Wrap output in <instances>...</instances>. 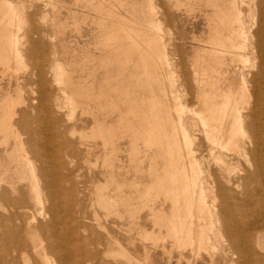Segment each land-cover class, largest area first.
Returning <instances> with one entry per match:
<instances>
[{"label":"bare ground","instance_id":"bare-ground-1","mask_svg":"<svg viewBox=\"0 0 264 264\" xmlns=\"http://www.w3.org/2000/svg\"><path fill=\"white\" fill-rule=\"evenodd\" d=\"M50 2L55 5L53 0H50ZM116 2L123 3L121 6L125 5L122 0H115L114 3ZM240 2L241 0L238 4ZM114 3H111L110 6V4H106V0L90 1V4L94 5L101 14L98 24L101 29L103 27L107 30L110 40L109 47L111 51L102 54L103 57L101 56L102 59L99 62L104 65L116 63L120 67L126 66L118 69L116 77L112 79L113 82L116 81L117 83L108 88L107 83L99 87L96 85L97 88H95L93 81L90 85H87L89 82L84 81L86 84L82 83L81 80H75L73 75L67 74L69 72L68 68L72 69L73 67L66 66L65 63L63 64L64 61L57 60L54 67L56 82L62 83L59 86V92L63 94L65 100V103L62 104L67 103L71 108L82 106L84 110L82 113L91 115L93 125L89 133L82 132L79 135L80 143L86 146L88 156L96 153L97 145L98 147L101 146L97 157L102 156L103 160L100 157L99 161L101 160L106 165V168L103 166L105 170L101 172L104 175V184L97 185L98 182L92 180L96 184L97 193L93 191V193H96V197L92 202L90 201V204L92 207L97 204L96 206L104 210L105 216L115 214L120 218H124V214L127 215L128 212L132 214V218H137L139 212L147 208L146 210H150L154 224L159 225L162 229L165 228L164 232L166 234L163 235V232L156 234L155 231H148L139 226L137 229L138 235L136 234L135 237L139 236V239H143L141 241L151 240L153 246L157 247L160 242L164 249H166V240L170 238V252L177 251L179 262L186 257V251L191 254V257L195 258V260L187 259L188 264H197L200 258L204 260L202 252L206 253L209 264H216L217 262H225L226 264L253 262L256 257L254 245L264 250V217L261 215L264 213H261L259 209L260 206L264 205V96L250 104L246 81L244 83V79L241 78L243 83H240L239 88H234L232 83H227L230 73L226 76L227 69L225 67L221 69L218 65L220 63L227 65V61L233 64L236 61L243 60L244 62L245 60L246 62L248 60V57L245 58L246 53L243 51L250 45V30L248 29L249 25L248 28L246 26L247 22L245 23L241 18L242 11L234 1L227 6H223L224 3L219 4L216 1L207 3L213 7L208 21L211 31L208 29L210 35L208 34L209 37L207 36L208 39L205 40L211 48L206 53L197 51L192 55V68H194L192 78H195L192 80L193 82L195 80L196 83L193 86L194 91L190 90L188 92L191 95V101L189 100L190 103H187L184 99V93H182L183 90L176 86L179 80L174 83V74H169L172 67H169L171 71L165 77L173 89L169 92L161 85L159 89L162 97L155 90L156 84L154 81L159 77H157V72H154V69L158 68V63L157 59L154 61L153 56L157 53L159 43L157 42L158 35L149 32L148 28L161 29V23L156 22L159 19L156 21L149 20V23H147V20L145 23L148 27L143 28L140 26L142 23H136L137 21L135 22L133 18L122 16L118 13L119 11L117 12V9H113ZM178 4L180 3L178 2ZM127 6L129 7V5ZM15 9L13 0H0V63L6 65L8 70L15 58L13 32L16 21L14 22V16L17 15L15 16L16 20L19 16L22 21V17H20L21 10L19 12L17 7ZM152 11L154 12L153 9ZM149 19L151 18L149 17ZM119 37L121 39L126 38L129 42H120ZM160 38L162 41V37ZM162 43L164 44L163 41ZM201 46L203 47V45ZM161 54L165 53L161 51ZM20 55L16 54L19 58ZM75 55H78V53ZM81 55L83 56L82 52ZM165 58L168 60L169 56ZM20 59L18 60L22 61ZM89 59L88 61H91ZM167 60L165 61L167 62ZM18 62H16L17 65ZM167 63L169 64V62ZM19 64L21 63L19 62ZM140 64L146 68H144V71L146 73V87L149 90L148 97L137 89L140 86L138 74L142 73V71H139ZM76 65L75 67H77ZM130 65L134 67L131 69L128 67ZM83 70L86 71V68H83ZM88 70H90L89 67ZM102 70L101 72H103ZM129 70L135 73L131 74L132 78L128 75V83H124L126 72H129ZM164 70L166 69L164 68ZM72 73L74 72L72 71ZM262 73L264 71L258 73V75ZM74 75L76 76V74ZM77 77L79 78V74ZM90 79L92 80V78ZM8 101H10V98ZM13 101L15 102V100L11 101L12 104ZM14 104L16 105V103ZM10 106H12L11 103ZM39 106L43 109L42 105ZM57 108L60 110V107L57 106ZM1 110L4 109L1 108ZM7 112V115L0 117V134H3L2 137L0 136V145L6 146L5 156L9 158L4 163L0 161V264H49L48 253L58 256V260L56 259L57 264H94V260L100 261L104 255L105 257L120 255L124 256L128 264H142V260L135 259L134 256L132 258L130 256L131 251L124 248V244L122 245L120 239L112 235L110 229L100 222L97 212L96 214L94 212L95 224L102 228L105 234L97 233V231L94 233L92 230L87 241L79 235L78 230L73 225V214L70 212L72 205L62 202L60 195L57 194L59 188L55 182V179H58L61 175V166L64 168L65 161L68 159H63L64 162L61 163L64 164L60 166V161L56 160L57 156L60 155L57 154L58 152L45 153L42 150H36L35 153L31 152L35 155L29 153L30 156H35L34 159L39 160L38 167L35 166L36 164L32 161L33 158L31 157V159L25 151L31 144L32 139L27 138L30 142L25 148L19 137L20 135L17 136L19 132H14L16 125L27 130L29 124H26L23 120L17 122V119V124L14 121L16 124L14 126L12 115L15 111L10 108ZM65 133L67 135V131ZM33 135L35 136V134ZM11 136L16 140L14 143L15 148L14 145L13 147L9 146ZM98 139L101 141L99 144H97ZM120 140H126L125 148H123L126 152L129 168L126 170L125 175H121L120 170L126 168V166L117 154V151L119 152V149H121L119 147ZM17 142L19 145L24 146L22 148L26 153L18 152V150H22L21 147L19 149ZM33 143L36 145L38 142L34 141ZM42 149L44 150L43 146ZM66 151L68 153V148L65 153ZM59 158H61V155ZM116 161L119 162L118 165H116ZM146 161L149 162L147 168L145 166ZM129 174H132L131 179L127 178ZM120 176L124 178L123 181L117 180ZM69 180L68 182H70ZM3 182L9 184L8 188L14 191V195L10 194L8 188L1 187ZM74 182L77 181L74 180ZM73 184L70 183L71 186H74ZM41 188H46L48 194L44 191L46 193H44V196ZM75 189L77 190V187ZM74 197H76V194ZM160 198H163V200L161 201ZM82 200H80V203L83 205ZM168 200L171 204L166 211ZM82 205L76 210L77 214H85L86 209H83ZM237 210H243V213H245L246 218L243 224L239 216L235 215ZM90 224L88 223V226ZM80 225V222H77V226ZM81 229L84 230L85 228ZM91 229H94V227ZM261 230L263 231L260 232ZM86 233L88 235V231ZM56 237L63 239L61 241L64 243H56L54 239ZM80 239L81 243L78 242ZM89 242L95 244L94 248L85 247ZM140 242L139 244L142 243L143 245V242ZM91 244L89 247L93 246ZM67 245L70 249L67 248ZM99 245L103 247L101 248ZM73 249L79 251L80 259L70 260ZM151 251L153 252V250ZM147 253L149 252L146 249ZM138 255L135 256L138 257ZM262 256L264 257V255ZM140 258L142 259V256ZM168 258L170 257L168 256ZM257 259L259 258L257 257Z\"/></svg>","mask_w":264,"mask_h":264},{"label":"rangeland","instance_id":"rangeland-1","mask_svg":"<svg viewBox=\"0 0 264 264\" xmlns=\"http://www.w3.org/2000/svg\"><path fill=\"white\" fill-rule=\"evenodd\" d=\"M13 1H14V9H15V7H17V9H19L18 10L19 12L21 10L20 17H22L21 18L22 21L19 19V16L17 18L18 20H16V17H15L17 15L14 16V22L16 21L14 23L15 28H14V32H13L14 33V39H15L14 40V44H15L14 56H15V58H14L11 66H10V69L8 70V67L6 65L0 63V88H1L0 89V106H1L0 107V117H4L5 114L7 115V113H8L7 111H9V109L12 108L15 111V113L12 115V123L14 124V126L17 124L18 121H21V120L26 122V124H29V126L27 125L28 129H29V127H31L29 130L28 129L24 130V128L22 129V127H19L17 125L15 126L16 129L14 128L15 133L19 132V134H17V136L20 135L19 137L21 138L22 142L24 143L23 145L25 146V148L29 145L30 140H28V139H32L33 142L34 141L38 142V143H36V145H34L35 143H33L31 140V142H30L31 144L29 145V147H27L25 149V151H27L28 154L30 153L31 155H35L32 153L36 150H42L45 153L46 152H48V153H57L58 152L57 154H60L61 158H59L60 155H58L56 160L60 161L59 162L60 166H61V164H64L61 162H64V160L66 158L68 159L67 161L69 163L67 161H65L66 162L64 164L65 166L63 165L64 168L61 166V168L63 170L61 169V172H60L61 175L59 173L60 176L58 179H55V182H56V186L59 188L58 189L59 193L57 192V194L60 195V197H61L60 199L62 200V202L65 204L70 203L72 205L71 206L72 210L70 212L73 214V217H72L74 219L73 225L76 228V230H78L79 235L82 236L87 241L91 236L92 230L94 233H96L95 231H97V233L105 234V231L102 228H99L95 224L94 216L97 212V214H99V217H100V222L103 223L104 225H106L110 229V232L112 233V235H114L115 237L120 239L122 245L124 244L123 245L124 248L131 251V253L129 252L130 256L132 258L134 256L135 259L142 260L141 261L142 264H188L189 259L195 260V258L191 257V254H189V252L186 251L185 252L186 257L182 258L181 261L179 262V256L177 254V251L174 250V251L170 252V248H171V239L170 238H168V240H166V242H165L166 249H167L166 250L161 246L160 242L158 244V247H159L158 248L157 246H153V242L151 240L146 239L144 241H141L143 239H139V236L135 237V235L137 234V231H138L137 229L139 226L144 227L148 231H155L154 233H156V234H158L159 232L160 233L163 232V235L166 234V232H164L165 228L162 229V227H160L159 225L154 224L152 215L149 212L150 210H146L147 208H144L143 211L141 210L139 212L137 218H132L131 217L132 214L130 212H128V214H127L128 216L126 214H124V218H120L115 214L109 215L110 217L105 216L104 212H103L104 210H102L100 207L96 206L97 204H94L95 206H93V207L90 204L92 202V200L95 199L96 193H97L96 188H95L96 184H95V182L93 183L92 180L94 179L96 181V183L98 182L97 185L102 184V183L104 184V182H105L104 177H103L104 175H102L101 172H103L105 170L106 165H104V163L101 162V160H103L102 156L97 157V155H99V153H100V151H99L101 148L100 145H99L100 147H98V145H97L96 153L88 156L86 146H84L83 144L80 143V136L79 135L82 132L89 133L91 130V126L93 125L92 119L90 117L91 115L88 113H82L84 111L82 106H78L75 108L72 107L73 108L72 109L71 106H68L69 104L68 105H67V103L62 104V103H65V100L63 99L64 98L63 94L61 92H59V89H60L59 86H61L62 83L56 82V72L54 71L55 70L54 67L56 66L55 63L57 60H60L62 62L64 61L63 64L65 63L66 66L68 65V67H70V66L73 67V68L70 67L72 69L68 68L69 72L67 71L68 72L67 74L73 75L75 80H81L82 83L84 81H87L86 83L89 82V84H87V85H90L93 81V85L95 88H97V86L99 87L100 85H105L106 83H107L106 86L108 88L112 84L117 83L116 81L113 82L114 80H112V79L116 77L118 69L123 68V67L125 68L126 66L124 65L123 67H120L116 63L104 65V64H101L99 62L102 59L104 53L111 51V48L109 47L110 40H109L108 34L106 32L107 30L104 29L103 27L101 29V26H99V24H98V20H99V17H101V14L96 10L94 5L90 4L91 0H80V3H79V0H53V4H55V5H52V2H50V0H48V1L47 0H13ZM94 1L98 2V1H102V0H94ZM122 1L125 2L124 6H121V5H123V3H117V2L114 3L115 0H106V4H108V5L110 4V6H111L114 3V5H113L114 7H112L113 9L114 8L117 9V12L119 11L118 13L121 14L122 16L133 18V20L135 22L137 21L136 23H140V24L142 23L140 26L143 28L145 26L148 27L147 24L145 23L147 20H148L147 23H149V20H155L156 21L157 19H159L156 22L161 23V25H160L161 29L155 30V28L154 29L148 28L149 32L155 33V35H158L157 36V42L159 43V46H157V48L159 50L157 49V53H155V54L153 53L155 56V57L153 56L154 61H155V59H157V63H158V68L157 69L155 68L156 70L154 69V72H157V77H159L156 79V81H154V83L156 84L155 90L157 91V93H159L160 97H162V94H161L160 89H159V88H161V85H163L162 87L166 88V90H168L170 92V90L173 88H171V84L169 83V81L167 80V78L165 76L172 73V75L174 74V76H173V79L175 80L174 83H176L177 80H179L176 83V86L183 90L182 93H184V99L186 100L187 103H190L189 100L191 101V99H190L191 95H189L188 92H190V90H192V92L194 91L193 86H194V83H196L195 80H194V82L192 80V79H195V78H192L194 76V73H192L194 71V68H192L193 67L192 55H194L195 52H197V51L202 52V53L203 52L206 53V52L210 51V48H211L210 45L207 42H205V40L208 39V37L210 35L209 33L211 31V26H209L210 23L208 21H209V14L212 12V9H213V7L208 5V4L211 1H213V2L216 1L219 4L224 3L225 5H223V6H227V5H230L234 1L236 3L237 7H239V9L242 11V13L240 11L241 16H242L241 18L245 21V23L247 22V24H246L247 28L249 25L248 29L250 30V32H249L250 45H248V47L243 51L244 53H246L245 58L247 59V57H248L249 61L248 60L246 62H245V60H244V62H243V60L242 61H236V62H233L234 66L230 61H227L228 62L227 65H225V64L223 65L222 63H220L218 65H219V68H221V69H224V67H225V69H227V72H226L227 75L226 76H228L230 73L231 77L228 76L229 79H228L227 83H232L233 85L232 84L231 85L234 88L235 87L239 88L240 83H243L242 79H244V83L246 81V87H247V91H248L247 96H248V99L250 100V104L253 103L256 99H259L262 96H264V73L258 75V73H261L264 71V51H263L264 50V0H241V2L239 3L240 5L238 4L239 0H237V1L236 0H229V1L228 0H209V1L201 0V2H200V0H122ZM177 1L180 4H178ZM47 2H49V3H47ZM127 5H129V7ZM132 5H133V7H132ZM93 6H94V8H93ZM190 8H192V9H190ZM55 9H56V11H55ZM152 9L154 10V12L152 11ZM19 12L17 13L18 15H19ZM150 12H152V13H150ZM78 14H81L82 16L78 15ZM89 14L90 15L92 14V15L90 16ZM86 16L89 18H87ZM81 17H83V18L81 19ZM149 17L151 19H149ZM17 24H20V25L18 26ZM95 27H97V28H95ZM59 29H61V30L59 31ZM102 30H104V31H102ZM160 37H162V41L164 42V44L160 40L161 39ZM119 39L121 40V41L119 40L120 42H125V43L129 42V40L126 38H124L125 40L122 38L123 39L122 40L119 37ZM64 40H65V42H63ZM205 43H207V44H205ZM259 44H260V46H259ZM201 45H203V47ZM15 47H17V48H15ZM206 47H208V48H206ZM162 48H166V49H162ZM15 49H17L19 52ZM15 51H17V52L15 53ZM135 51H136V49H135ZM161 51H163V53H165V54H161ZM81 52H82L83 56L81 55ZM77 53H78V55H75ZM16 54L17 55L21 54L20 58L22 57V59H20L19 56H16ZM168 56H169V59H168L169 61L167 60V58H165ZM79 58H81V59H79ZM159 58H160V60H159ZM164 58H165V60H167V62H169V64L164 60ZM18 59H20L22 61H19ZM88 59L91 61H88ZM17 60L21 64H19V62ZM16 62H18V65ZM74 63L77 64L76 65L77 67H75ZM161 63H162V65H161ZM236 63H237V65H236ZM79 64H80V67H79ZM85 64L87 65V67ZM246 64H247V66H246ZM96 65H97V67H96ZM112 65H113V68H112ZM108 66H109V68H108ZM139 66H140L139 71L140 72L142 71L143 74L138 71V73H140V74H138L140 77L139 82H138V83H140V86L137 89L144 96L148 97L149 96V90L146 87V84H147L146 79H145L146 73L144 71L146 68L142 64H140ZM88 67L90 70H88ZM114 67H115V69H114ZM128 67L132 69L134 66L130 65ZM142 67H143V69H141ZM169 67H172V69L170 68L172 71L169 69ZM235 67H237V68L235 69ZM77 68L78 69L80 68L82 72L80 71V69L76 70ZM83 68L84 69L86 68V71L83 70ZM164 68L167 71L164 70ZM70 70H72L74 73H72V71H70ZM101 70L103 72H101ZM107 70H110V71H107ZM162 70H164V71L161 72ZM243 70H244V72H242ZM36 71L38 74L36 73ZM44 72H45V75H44ZM238 72H240L241 75ZM42 73L44 76L42 75ZM132 73H135V72L134 71L132 72V70H129V72H126L127 76L125 75L124 83H128V81H127L128 75L131 77ZM242 73H243V75H245L244 78H243ZM74 74H76V76ZM78 74H79V78L77 77ZM84 74H85V76L87 74L86 78H85ZM112 74H114L113 77H112ZM92 75H93V77H92ZM43 78H44V81H43ZM83 78H85V79L83 80ZM90 78H92V80ZM141 78L144 80H142ZM240 79L242 80V82ZM107 80H109V81H107ZM46 82H47V84H46L47 86L45 85ZM111 82H113V83H111ZM191 84H192V86H191ZM256 94H258V95H256ZM55 95L58 97H56ZM4 96H8L10 98V101H8V99H9L8 97H4ZM257 96H259V97H257ZM56 98L58 99V102H57ZM12 100H15V102L13 101V104L11 102ZM1 101H2V104H1ZM3 102H4V104H3ZM10 103L12 106H10ZM14 103H16V105ZM39 105H42L43 109H41V106H39ZM56 105L58 107H60V110L57 108ZM35 106L37 107V109ZM52 107H53V109H52ZM1 108H3L4 110H1ZM54 109H55V111H54ZM5 110H7V111L5 112ZM50 110H51V112H50ZM112 116H114V115H112ZM16 120H17V122H16ZM4 121L6 122L7 119ZM14 121L16 124L14 123ZM83 123L85 126L82 125ZM3 127H6V126H3ZM32 128L34 129L35 132L32 131L33 130ZM76 129H77V131H76ZM26 131H27V133H30V134H27ZM59 131H61V132H59ZM66 131H67L68 137L65 133ZM36 133H37V135H36ZM55 133H57V134H55ZM62 133L65 135H63ZM33 134H35V136ZM39 134L42 136V138ZM1 135H3V134H0V136ZM61 135H63V136H61ZM28 136H30V137H28ZM38 137L40 138V140ZM59 137L61 140L59 139ZM55 138L57 139V141ZM15 141L16 140H14L13 137L11 136L9 146L13 147ZM61 141H62V143H61ZM70 141L72 142V144H70L71 143ZM41 142H43V143L41 144ZM49 142H51V143H49ZM99 142L101 143V141H99V139H98L97 144H99ZM125 142H126V140H124V141L120 140L119 147L121 149H119V152L117 151V154H118L119 158L121 159V162H123L126 166V168H122L120 170L121 175H125L126 170L129 168V166L127 165L128 161H127V156H126V152L124 149L125 148ZM18 145H19V143H18ZM39 145H40V147H39ZM24 146L19 145V149L21 147L22 151L18 150V152L24 153L25 152V151H23ZM42 146L44 147V150L42 149ZM5 147L6 146H4L3 144L0 145V152L2 153V155L0 153V159H1L0 161L2 163H4L5 161H7L9 159L7 156H5V154H6L5 153ZM36 147H37V149H36ZM14 148H15V145H14ZM29 148L31 151L29 150ZM61 148H63V149L65 148L64 151H63V149L60 150ZM67 148H68V153L66 151V153H67L66 154L65 150ZM123 149H124V151L122 152ZM14 152H15V150H14ZM60 152L64 153L65 155H63ZM30 154H29V156H30ZM69 154H71V155L69 156ZM100 157L102 159L99 161ZM30 158L32 159L34 164H36L35 166L38 167L39 160L34 159L35 156L34 157L30 156ZM36 160L38 161L37 163H36ZM118 163L119 162L116 161V165H118ZM148 163L149 162L146 161V163H145L146 168H147V166H149ZM77 166H79V167H77ZM103 166L105 168H103ZM101 167H102V169H101ZM67 168H69L71 170H68ZM116 170H118V169H116ZM70 171H71V173H70ZM63 172H64V174H63ZM72 173H74V174H72ZM62 175H64L65 177ZM72 175H74V176H72ZM120 177H119L120 180L118 178H117V180L123 181L124 178L122 176H120ZM73 178L77 182H74V180H72ZM127 178L131 179L132 174L127 175ZM105 179H107V178H105ZM68 180L70 182H68ZM41 182H43V181H41ZM73 182H74V184H73ZM70 183L73 184L74 186H71ZM81 184H82V186H80ZM1 185H2L1 187H6V188L9 187L8 183L3 182ZM75 185L77 187V190L75 189L76 188ZM84 186L86 189L84 188ZM43 187H44V185H43ZM64 187H66V188L64 189ZM41 190H42L43 194L45 192L47 193L46 188H43V189L41 188ZM69 190H71V191H69ZM75 190L77 191V193ZM93 191H95L96 193H93ZM9 192H10V194L14 195L13 190L9 189ZM45 194H44V196H45ZM75 194H76V197H74ZM82 194H83V196H82ZM82 197H84V198H82ZM81 199H83L82 200V202H84L83 205L80 203ZM160 200L162 201L163 198H160ZM161 201H159V202H161ZM170 204H171V202H170V200H168L166 202V211L169 209ZM81 205H82L83 209H86L85 214L84 213L83 214L87 218H85L82 213L81 214L78 213L79 216L76 213V210H78V208H80ZM90 205H91V207H89ZM76 207H77V209H76ZM92 208H93V210H92ZM259 209H260L261 213H264V205L260 206ZM239 211L240 210L235 211V215H237V217L239 216V219L241 220V222L243 224V221L246 218V216L244 215L245 213H243V210H241L242 212L241 211L239 212ZM94 212H95V214H94ZM247 213H249V212H247ZM242 215H244V216H242ZM261 215L264 217V214H261ZM46 219H48V217H46ZM84 220H86L87 222L86 221L84 222ZM77 222H80V224H81L79 227L77 226ZM88 223H91L90 225H92V226L91 227H90V225L88 226ZM239 223H240V221H239ZM86 224H87V226H86ZM84 225H85V227H84ZM92 227H94L95 230L91 229ZM156 227H157V229H156ZM81 228H85V229L83 230ZM152 228H154V229H152ZM160 229H161V231H159ZM86 231H88V235H87ZM262 231L263 230H261L260 232H262ZM132 235H133V237H132ZM82 237H80V238L83 239ZM54 239H55V242L58 244L64 243V242L62 243V241H61L63 239H59L58 237H56ZM81 239L78 242L81 243L82 242ZM128 239H129V241H128ZM138 239L141 242H143V245ZM130 241H132V242H130ZM139 242L141 244H139ZM149 242H152V243H149ZM90 244H91V242L87 243L85 247H88L89 249L94 248L95 244L92 242L91 245H93V246L89 247ZM69 245H67L68 249H70ZM142 246L145 248V250H143L144 248H141ZM255 246H257V245H254L255 256H256L255 258L256 259L254 258L253 262L250 261V263L249 262L248 263L243 262L244 264H264V260H263L264 257L262 256V255H264L263 254L264 250H262L259 247L257 248ZM99 247L102 248L103 246L99 245ZM137 247H138V249H137ZM139 249H141V250H139ZM146 249H147V252H149L147 254H146ZM148 249H150V250L148 251ZM151 250H153V252ZM257 251L260 253H258ZM167 252L169 253V255ZM78 253H79V251H76L73 249L72 254L70 255V258H71L70 260H75V258L77 260L80 259V256ZM47 255H48V257H49L48 259L50 261L49 264H57L58 263V261H57L58 256L56 254L48 253ZM135 255H138L139 258ZM112 256L113 255H111V257L110 256L105 257V255H104L102 260H100V261L94 260L93 263L94 264H110V263L111 264H128V263H126L127 261L125 260L124 256L114 255L113 257L115 259ZM141 256H142V259L140 258ZM168 256L170 258H168ZM147 257L150 258V260H148ZM202 257L204 258V260H202V258L198 259L197 264H209L207 262L208 257L206 256V253L202 252ZM257 257L259 259H257ZM116 258H117V260H116ZM30 260H32V259H30ZM55 260H56V262H55ZM147 262H149V263H147ZM234 263L237 264L236 262H234ZM234 263H232V264H234ZM87 264H89V263H87ZM216 264H226V263L225 262L224 263L223 262H217ZM227 264H231V263H227Z\"/></svg>","mask_w":264,"mask_h":264}]
</instances>
